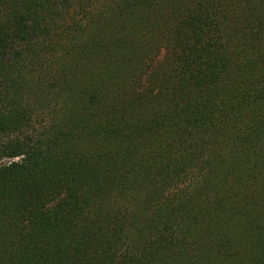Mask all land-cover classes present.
Listing matches in <instances>:
<instances>
[{"label":"trees","instance_id":"obj_1","mask_svg":"<svg viewBox=\"0 0 264 264\" xmlns=\"http://www.w3.org/2000/svg\"><path fill=\"white\" fill-rule=\"evenodd\" d=\"M0 264H264V0H0Z\"/></svg>","mask_w":264,"mask_h":264},{"label":"rangeland","instance_id":"obj_2","mask_svg":"<svg viewBox=\"0 0 264 264\" xmlns=\"http://www.w3.org/2000/svg\"><path fill=\"white\" fill-rule=\"evenodd\" d=\"M163 55H164V52L162 51L161 54H160V56L162 57Z\"/></svg>","mask_w":264,"mask_h":264}]
</instances>
